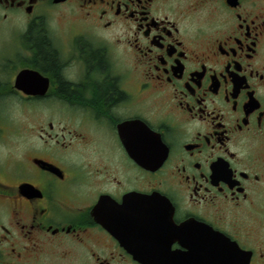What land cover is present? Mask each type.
Segmentation results:
<instances>
[{
	"label": "flooded vegetation",
	"instance_id": "obj_1",
	"mask_svg": "<svg viewBox=\"0 0 264 264\" xmlns=\"http://www.w3.org/2000/svg\"><path fill=\"white\" fill-rule=\"evenodd\" d=\"M0 22V264H264V0H0Z\"/></svg>",
	"mask_w": 264,
	"mask_h": 264
},
{
	"label": "rangeland",
	"instance_id": "obj_2",
	"mask_svg": "<svg viewBox=\"0 0 264 264\" xmlns=\"http://www.w3.org/2000/svg\"><path fill=\"white\" fill-rule=\"evenodd\" d=\"M18 32L10 26V22H0V52H10L13 41L18 37ZM16 116H19V111H16ZM16 123V121H13ZM21 123L19 122V125ZM3 126V131L6 133L10 128ZM7 132V133H8ZM14 154L8 148L2 147L0 149V173L8 177L10 173L18 172L19 165L14 161Z\"/></svg>",
	"mask_w": 264,
	"mask_h": 264
},
{
	"label": "trees",
	"instance_id": "obj_3",
	"mask_svg": "<svg viewBox=\"0 0 264 264\" xmlns=\"http://www.w3.org/2000/svg\"><path fill=\"white\" fill-rule=\"evenodd\" d=\"M39 43H40V48L43 49L44 48V43L41 39H39ZM54 56L50 55L47 58V64H49L50 66H52L54 64Z\"/></svg>",
	"mask_w": 264,
	"mask_h": 264
}]
</instances>
